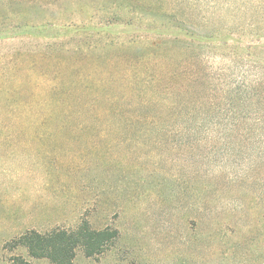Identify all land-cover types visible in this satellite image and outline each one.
Masks as SVG:
<instances>
[{"label": "rangeland", "instance_id": "1", "mask_svg": "<svg viewBox=\"0 0 264 264\" xmlns=\"http://www.w3.org/2000/svg\"><path fill=\"white\" fill-rule=\"evenodd\" d=\"M141 1L154 10L142 9V19L132 17L131 25L124 23L131 17L126 6L119 11L105 3L123 23L102 28L100 36L116 46L94 58L21 54L29 46L20 39L0 44V264H14L15 257L52 264L31 258L14 241L30 230H76L83 220L119 236L98 257L78 250L75 264H264V133L241 131L263 125L257 116L236 114L228 93L264 74V0ZM82 14L78 23L92 15ZM152 18L158 26L175 20L238 30L237 43L206 56L212 78L225 83L224 98L217 100L221 114H199L210 103L207 97L191 107L196 97L185 95L188 81L166 76L182 48L171 46L161 57L146 53L158 40L142 32ZM74 32H44L58 41L25 39L55 41V48L84 39ZM184 50L186 58L191 55ZM192 71L188 66L186 77ZM151 81L169 94L153 91ZM207 89L217 90L210 84ZM174 102L183 110L172 114L167 107ZM59 106L115 107L120 114L83 113L68 125L71 132L50 134L46 122ZM233 126L240 132L230 131Z\"/></svg>", "mask_w": 264, "mask_h": 264}, {"label": "trees", "instance_id": "2", "mask_svg": "<svg viewBox=\"0 0 264 264\" xmlns=\"http://www.w3.org/2000/svg\"><path fill=\"white\" fill-rule=\"evenodd\" d=\"M128 1L129 3H126ZM87 2L88 4H86ZM105 3L119 11L125 10L126 6L129 9L131 17H129V21H125L124 23L129 25L136 18L142 19L141 14L144 13L142 9L147 11V13L149 10H154L149 8L141 0H0V44L6 41L20 39V41L29 46V49L21 48L19 50L21 54L31 53L33 51L37 53L44 51V54L47 56H53L56 53V56L68 54L67 56L69 57L75 59L79 57L85 60L94 58L97 53L98 55L101 53L106 54V52L112 50L116 45L112 40H109V37L100 36L102 34V28H107L106 26H111L112 23L117 24L122 21L120 17H114L117 13H111L109 9H106ZM84 10L91 12L92 15L89 19L82 20L78 23L77 18L79 15L82 18V12ZM105 13V23L101 22L99 25L89 27L95 18L101 19ZM161 13L164 14L162 15L163 17L169 16L165 12ZM153 19L146 24L145 28H142V32L145 34H155L158 40L147 47L148 50L146 53L148 55L157 54L155 57H161L163 56L161 55L163 52H167L168 50L173 51V47L179 46L182 48L179 52V60H177L176 67H174L175 70L171 72L172 75L167 74L166 76L171 77L172 80L178 83L180 81L182 82V79L188 81L189 85L187 87L179 85V88H184L186 96H193L195 94L196 101L191 103V107L192 105H200V101L204 99L201 96L207 97V101L209 100L210 103H207L208 106H205L203 113L198 111L199 114H208L211 111H217V115L221 114L222 108L220 105H217V100L224 98V93L222 94L221 92H223L222 87L225 83L217 77L212 78L206 56L218 54L214 51H220L223 47H228L230 42L237 43L239 41L236 38L238 30L225 27L204 29V25L197 24L198 27H189L187 23L176 22L175 20L170 21L168 25L158 26L157 20L153 21ZM92 27L96 32L88 33ZM57 29H73L76 37L80 36L84 37V39L77 40L72 45L70 43L67 46L60 45L55 48L53 47L54 44H57L55 41L54 43L51 41L45 42L42 45L41 43L33 44L32 41L31 43L27 42L25 39L45 36L43 38L48 37L58 41V36L56 35H44V32ZM131 42H136V40L132 39L129 43ZM171 46L173 47L171 48ZM184 48H188L191 53L187 58L185 55L188 53ZM251 48L254 47L247 46L243 49L250 50ZM188 66H191L193 71L186 77L184 71ZM59 83L61 82L58 79L57 84ZM244 83L245 81L242 84ZM209 84L217 88V90H213L215 94L208 91L207 87ZM149 85L153 91L170 92V89L167 90V87L164 88V84L161 82L151 81ZM227 91H229L228 88ZM227 91H224L225 94H227ZM228 93L230 94V107L234 109L237 106L238 108L234 111L236 114L238 113L239 116L246 118L248 116H257L261 119L260 123L263 127L258 126V122L255 126L244 125L241 131L262 135L264 133V74H261L255 83L253 82L244 86L237 85L235 89L230 90ZM26 94L30 100L34 98L29 91ZM214 98L217 99L215 100ZM145 106L150 110V106ZM181 106L182 104L180 102L177 104L174 102L167 109L172 114H175L177 110H183ZM249 106L251 107L248 110L247 107ZM182 108L185 110V107ZM190 109L193 111L192 108ZM83 113L90 114L91 117H106L109 114L118 116L120 114L118 108L115 107L108 111L107 109L103 110L98 107L64 111L61 110L60 106L55 107L52 109L51 114H49L50 121L46 122L50 124V134L55 133V130L64 133L71 132L70 129L72 126L68 125L73 123V121H77ZM191 113L190 111L188 112V114ZM229 113L230 111L227 109V116ZM54 122L60 123L57 124L58 126L53 127L55 126ZM229 130L240 132L235 126L229 128ZM118 236L119 233L115 229L107 228L105 230H96L92 228L88 221L83 220L76 230L55 229L47 234L30 230L15 240L14 245L26 248L31 258L47 259L52 264H75L78 250H83L89 258L98 257L104 254L114 244ZM14 264L31 263L23 259V257H15Z\"/></svg>", "mask_w": 264, "mask_h": 264}]
</instances>
